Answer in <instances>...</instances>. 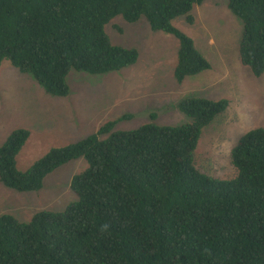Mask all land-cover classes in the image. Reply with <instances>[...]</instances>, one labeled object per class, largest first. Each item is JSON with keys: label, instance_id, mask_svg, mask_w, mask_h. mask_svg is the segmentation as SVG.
Wrapping results in <instances>:
<instances>
[{"label": "trees", "instance_id": "16d2710c", "mask_svg": "<svg viewBox=\"0 0 264 264\" xmlns=\"http://www.w3.org/2000/svg\"><path fill=\"white\" fill-rule=\"evenodd\" d=\"M205 0H0V68L8 61L47 95L66 98L72 72L92 76L136 65L139 52L112 43L106 27L121 16L146 19L154 32L179 41L178 83L211 70L208 59L174 21ZM243 24L241 63L264 74V0H229ZM226 99L187 97L181 126L147 123L117 131V121L76 143L51 149L27 171L17 157L30 131L17 129L0 146V181L39 192L46 178L83 159L76 201L30 222L0 217V264H264V128L250 130L232 151L233 179L198 170L202 132L228 110Z\"/></svg>", "mask_w": 264, "mask_h": 264}, {"label": "rangeland", "instance_id": "374dc122", "mask_svg": "<svg viewBox=\"0 0 264 264\" xmlns=\"http://www.w3.org/2000/svg\"><path fill=\"white\" fill-rule=\"evenodd\" d=\"M228 3L205 0L192 11L193 25L185 17L174 21L212 66L183 83L174 76L179 41L152 31L144 18L131 24L119 16L106 27L113 44L139 52L137 64L103 76L72 72L68 78L71 93L66 98L47 95L31 76L4 61L0 68V146L17 129L30 131L17 157L18 170L25 172L51 149L85 139L109 121H117V131L135 130L151 122L181 126L190 122L177 108L181 100L191 96L226 99L230 103L226 113L202 132L195 164L210 177L235 178L234 147L250 130L264 128V74L255 77L241 63L243 24ZM86 166L83 159L63 166L46 178L39 192L20 193L0 181V217L10 214L27 223L41 211H64L77 199L71 181Z\"/></svg>", "mask_w": 264, "mask_h": 264}]
</instances>
